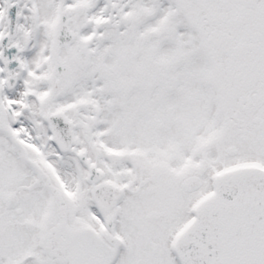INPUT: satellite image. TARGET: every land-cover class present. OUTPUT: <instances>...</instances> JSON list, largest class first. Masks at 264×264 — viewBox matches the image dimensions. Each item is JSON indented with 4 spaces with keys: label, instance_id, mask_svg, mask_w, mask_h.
I'll return each instance as SVG.
<instances>
[{
    "label": "snow or ice",
    "instance_id": "obj_1",
    "mask_svg": "<svg viewBox=\"0 0 264 264\" xmlns=\"http://www.w3.org/2000/svg\"><path fill=\"white\" fill-rule=\"evenodd\" d=\"M0 264H264V0H0Z\"/></svg>",
    "mask_w": 264,
    "mask_h": 264
}]
</instances>
